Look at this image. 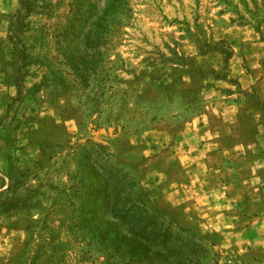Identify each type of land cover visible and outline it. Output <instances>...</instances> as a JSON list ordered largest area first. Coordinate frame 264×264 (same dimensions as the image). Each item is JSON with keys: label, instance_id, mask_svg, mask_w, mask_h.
Masks as SVG:
<instances>
[{"label": "rangeland", "instance_id": "obj_1", "mask_svg": "<svg viewBox=\"0 0 264 264\" xmlns=\"http://www.w3.org/2000/svg\"><path fill=\"white\" fill-rule=\"evenodd\" d=\"M0 264H264V0H0Z\"/></svg>", "mask_w": 264, "mask_h": 264}, {"label": "trees", "instance_id": "obj_2", "mask_svg": "<svg viewBox=\"0 0 264 264\" xmlns=\"http://www.w3.org/2000/svg\"><path fill=\"white\" fill-rule=\"evenodd\" d=\"M152 240L155 242L157 241L155 244H151L149 245V249L151 250V252L153 253L154 258L155 259H162L164 258V260H170V256L169 255H163L164 251H170V246H168L167 242H166V238H165V234L161 233V232H157L154 233V236L152 237ZM145 250V249H144ZM170 252H174L173 250H171ZM168 258V259H167ZM172 261V260H171Z\"/></svg>", "mask_w": 264, "mask_h": 264}]
</instances>
